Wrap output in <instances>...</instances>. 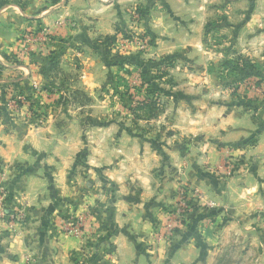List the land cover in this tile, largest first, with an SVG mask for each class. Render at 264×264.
Wrapping results in <instances>:
<instances>
[{
	"label": "crops",
	"instance_id": "0c3cea01",
	"mask_svg": "<svg viewBox=\"0 0 264 264\" xmlns=\"http://www.w3.org/2000/svg\"><path fill=\"white\" fill-rule=\"evenodd\" d=\"M144 5L184 16L193 10L190 0H0V100L22 95L27 103L15 116L0 110V264H212L223 233L216 212L199 204L165 231L179 182L225 205L233 222L264 216L252 183L222 177L225 157L258 129L248 114L195 104L184 129L190 149L181 155L140 147L127 118L94 117L113 108L101 97L111 74L105 39L128 24L125 10ZM194 43L185 37L174 45ZM27 109L43 122L35 125ZM115 125L125 128L111 136ZM257 138L263 144L264 132ZM17 211L22 219L9 224ZM79 214L83 237L58 232L55 218Z\"/></svg>",
	"mask_w": 264,
	"mask_h": 264
},
{
	"label": "rangeland",
	"instance_id": "374dc122",
	"mask_svg": "<svg viewBox=\"0 0 264 264\" xmlns=\"http://www.w3.org/2000/svg\"><path fill=\"white\" fill-rule=\"evenodd\" d=\"M190 1L193 10L186 17L159 6L125 10L128 24L120 25L116 34L105 39V61L111 65V74L101 97L113 108L109 112L96 109L94 117L111 112L112 120L127 118V132L140 139V147L157 152L172 149L181 155L190 149L184 129L191 125L188 119H194L195 104L217 102L248 114L258 129L234 149L236 154L225 157L222 177L242 175L243 181L257 189L256 199L264 203V142L257 138L264 132V0ZM198 2L204 3V13L198 10ZM185 37L196 43L174 45ZM46 80V85L54 81ZM199 84L216 87L218 93L189 92V85ZM3 107L0 110L8 116L18 114ZM27 111L24 115L35 125L43 122L38 112ZM125 127L110 126L111 136L119 135ZM250 140H254V148L259 146L257 150L250 149ZM180 187L193 194L187 184L179 182L174 201ZM191 196L194 207L200 204L216 212L223 226L213 263L222 257L234 264H264V216L246 224L233 222L225 205L204 201L198 192ZM57 221L55 218L56 225Z\"/></svg>",
	"mask_w": 264,
	"mask_h": 264
},
{
	"label": "built area",
	"instance_id": "2783aa9c",
	"mask_svg": "<svg viewBox=\"0 0 264 264\" xmlns=\"http://www.w3.org/2000/svg\"><path fill=\"white\" fill-rule=\"evenodd\" d=\"M25 37L29 38V35H26ZM33 87L38 89L40 85L34 82ZM26 104V99L22 95L12 96L4 103L0 101V106H4L8 110L15 112L19 109V107ZM27 113H30V111H27ZM35 117H37V114ZM41 122L42 118L39 119V123ZM3 192L4 190L0 185V193L3 194ZM193 194H189L184 187H180L177 190L175 201H173V208L169 211V215L164 226L166 233L170 234L174 232L177 227L185 223L188 214L194 209V203L192 202L191 196ZM85 218L86 217L81 214L60 216L57 218L58 221L56 228H58L60 232L65 235L81 238L85 232ZM21 219L22 214L20 212H13L9 215V224L15 223Z\"/></svg>",
	"mask_w": 264,
	"mask_h": 264
},
{
	"label": "trees",
	"instance_id": "16d2710c",
	"mask_svg": "<svg viewBox=\"0 0 264 264\" xmlns=\"http://www.w3.org/2000/svg\"><path fill=\"white\" fill-rule=\"evenodd\" d=\"M234 261L230 259H223L222 257H218L213 264H234Z\"/></svg>",
	"mask_w": 264,
	"mask_h": 264
}]
</instances>
